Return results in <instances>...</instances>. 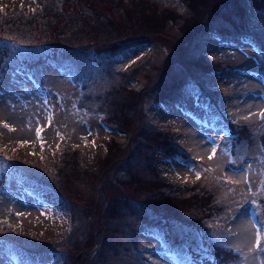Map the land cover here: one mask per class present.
<instances>
[{
	"label": "rangeland",
	"instance_id": "obj_1",
	"mask_svg": "<svg viewBox=\"0 0 264 264\" xmlns=\"http://www.w3.org/2000/svg\"><path fill=\"white\" fill-rule=\"evenodd\" d=\"M92 1L0 0V38L21 45L53 30L98 53L144 42L106 67L90 59L56 70L51 51L32 46L0 60V264H12L5 247L36 264H190L192 254L198 264H264L249 251L264 226V0H223L219 20H208L205 30L245 29L242 39L193 30L183 44L171 30L114 35L111 22H95L96 2L119 24L114 13L139 0ZM147 1L188 15L179 0ZM176 77L201 82L216 110L196 104L194 87L182 108L155 105L163 80ZM150 136L173 157L155 153ZM249 218L253 228L242 224Z\"/></svg>",
	"mask_w": 264,
	"mask_h": 264
},
{
	"label": "trees",
	"instance_id": "obj_2",
	"mask_svg": "<svg viewBox=\"0 0 264 264\" xmlns=\"http://www.w3.org/2000/svg\"><path fill=\"white\" fill-rule=\"evenodd\" d=\"M80 4L82 5H87V9H91L93 4L92 0H78ZM119 2H121L119 0ZM148 4H145V2H140L139 4L136 5H131L126 4L125 6L130 8L129 11L122 12V10H119V7L116 9L120 11V14L116 16L114 13V19L117 17H121V20L117 23L119 24H114L111 20L112 18L110 15L107 13V11H104V9H101V7H98L99 5L102 6L105 3L103 2H96L97 6V11L95 10L93 13L95 14V22L100 24L101 26L106 27L110 22L112 23L111 25L113 26L112 31L114 35H119L120 37L124 35H130L132 31H134L136 28H142L147 31L151 32H156L158 35L164 34V31L166 30H171V35L174 38H177L180 40V43L183 44L187 41V39H184L188 33L191 34V31L195 30L196 32H200L204 34H211L214 35L217 40L220 42H232L234 39H237L238 36L240 35L239 39H242L241 34L245 35V29H237V33L231 32H226L224 34L216 32V31H208L205 30L208 26V20H214L217 22L219 18L215 17V11L218 9L219 4L221 5L223 0H179V3L186 8L188 11V15L186 16H180L176 12L169 10V9H163L162 13H158L157 10L155 9L156 5L153 2L147 1ZM235 3H238L237 1H233ZM76 9V7H74ZM213 8L212 11H209V9ZM77 10V9H76ZM50 12V11H47ZM45 14V13H43ZM78 14V15H77ZM122 14H124V18H122ZM72 17H76V20L79 18H82L83 16L81 15V12H72L70 13ZM203 15H205L204 18H206L204 21L202 20ZM111 19V20H110ZM75 20V21H76ZM181 25V26H179ZM119 26L121 29L120 30ZM41 28H48L47 25L44 24L42 25ZM47 31V30H46ZM53 32L50 36H45L44 35H39L38 38L39 40L37 43L34 45H21L19 41L12 40V39H3L2 40V45L0 46V60H6L9 58V56L12 53V50L15 48H29V46H32L33 48L38 47L42 49H46V51H51L49 54L46 56L49 57L46 62H49L52 64L53 69L59 70L65 66L71 67L72 65H80V63L84 62H90L93 63L96 66H102L106 67L110 64V62H115L119 56L124 53L125 51L131 49V48H136L137 46L140 47V44L143 43H129V46L121 49L119 52H115L114 54H107V53H98L96 51L97 48L94 49H86L85 44H79L82 43L80 41H74L75 39L71 38L72 36L67 37H60V35L63 33L61 31H49ZM90 34V32H88ZM87 34V35H88ZM166 34V33H165ZM203 34V35H204ZM95 35V34H93ZM168 35V34H166ZM53 36H57V39ZM97 36V35H95ZM48 38L49 42H44L43 40ZM234 38V39H233ZM233 39V40H232ZM82 40L91 44L97 43L99 40L97 39H92V40H86L83 38L82 34ZM125 40V39H123ZM249 41V39H245ZM147 44V43H145ZM140 45V46H139ZM188 56V57H187ZM186 64H191V57L190 55L186 54ZM45 62V63H46ZM48 63V65H49ZM109 63V64H108ZM199 64V63H198ZM197 64V66H198ZM192 66V65H190ZM180 68L178 66V63L175 64V68ZM213 69V68H212ZM163 86H165V89L162 90V93H157L158 96L155 99V105L161 106L163 109L164 108H182L187 105L188 102V96L187 92L190 88L194 87L196 89L195 94V102L197 105H205L207 106L208 109H212L215 111V102H214V97L211 92L208 90L204 89L203 84L201 82L196 83L195 81H180L179 79L173 78L171 81H164L163 80ZM167 92V93H166ZM203 103V104H202ZM215 109V110H214ZM168 110V109H167ZM218 113V112H217ZM218 115V114H217ZM221 120V119H220ZM222 122V121H221ZM224 125L225 123L222 122ZM264 124V122H263ZM225 126H227L225 124ZM151 137V136H150ZM151 139L154 141L152 144L153 151L156 152H162L165 154L168 153L169 155H172L175 151V148L169 146L167 147V144L160 145V141H155V138L151 137ZM262 145L264 148V132L262 135ZM151 148V149H152ZM155 228V232L159 233L165 231L163 221L161 220H156L154 219L153 223L150 224ZM159 231V232H158ZM169 245L174 246L175 241L174 240H169ZM167 242V244H168ZM14 248V247H13ZM171 249H173L171 247ZM8 252L9 258L11 261L15 264H36L35 259L31 261L32 256L30 253L25 252V256H21L20 253H17L16 255L11 254L13 249H8V248H2L1 252ZM192 255L188 256V262L190 264H198V262H195V259L192 258Z\"/></svg>",
	"mask_w": 264,
	"mask_h": 264
},
{
	"label": "snow or ice",
	"instance_id": "obj_3",
	"mask_svg": "<svg viewBox=\"0 0 264 264\" xmlns=\"http://www.w3.org/2000/svg\"><path fill=\"white\" fill-rule=\"evenodd\" d=\"M33 11H34V10H33ZM189 94H190V93H189ZM49 103H50V102H48V101H44V105H45V107H48V106H49ZM260 115H261L262 117H264V111H262V112L260 113ZM49 122H51V118H49ZM5 127H7V125H5ZM105 130H108V129H105ZM87 131L89 132V135L92 134L90 129H87ZM41 132H42V128H41V127H37V128H36V135H37L38 138H40V136H41ZM58 135H59V134H58ZM213 142H214V141H213ZM92 143L95 144V141L93 140ZM217 151H218V149H217L216 147H212V148H211V152H210L209 155H208V160H209V161H212V160H213V158H214V156L216 155ZM228 163H231V161H229ZM185 167H186V169L188 168L187 165H186ZM195 176H196V179H200V178H201V174H200V172L197 171V172L195 173ZM225 179H226L227 183H229V184H233V185H235V184H239V183H240V181H238V180L229 179V178H227V177H226ZM244 182H245V183H248V182H249L247 176L244 178ZM253 203H255V201H253ZM249 251H250V252H260V253H264V226H262L261 228H259V229L257 230V232H256V239H255V245H254L253 248H250Z\"/></svg>",
	"mask_w": 264,
	"mask_h": 264
}]
</instances>
